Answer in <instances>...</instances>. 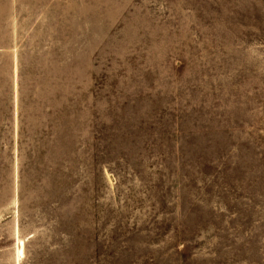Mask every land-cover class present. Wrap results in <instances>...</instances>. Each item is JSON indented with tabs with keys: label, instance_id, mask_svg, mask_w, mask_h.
Wrapping results in <instances>:
<instances>
[{
	"label": "rangeland",
	"instance_id": "1",
	"mask_svg": "<svg viewBox=\"0 0 264 264\" xmlns=\"http://www.w3.org/2000/svg\"><path fill=\"white\" fill-rule=\"evenodd\" d=\"M0 264H264V0H0Z\"/></svg>",
	"mask_w": 264,
	"mask_h": 264
}]
</instances>
